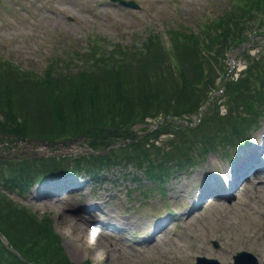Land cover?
<instances>
[{
    "label": "rangeland",
    "instance_id": "1",
    "mask_svg": "<svg viewBox=\"0 0 264 264\" xmlns=\"http://www.w3.org/2000/svg\"><path fill=\"white\" fill-rule=\"evenodd\" d=\"M136 1L141 5L139 9L122 7L109 0H0V63L8 61L10 66L5 68L0 65V73L8 77L7 74L13 69L17 70L16 78L0 82L5 95L0 100L8 104L15 100L24 112H30L28 105L33 106V111L36 110L34 116L41 119L53 117L56 121L61 113V104L57 102L59 99L51 95V92L47 93V87L40 86L41 83H28L29 75H32L30 71L42 76L45 68L56 60L58 66L63 67V64L69 63V69L77 71L83 67L79 60L80 53L97 43V38L104 40V45L110 43V49L117 43L140 45L151 32H160L166 36L169 29L171 31L182 24L198 32L207 18L221 12L227 0ZM222 31L226 32V28ZM234 31L239 33L238 29ZM254 42L253 47L228 53L225 59L228 74L246 67L244 59L249 49L252 57L264 55V36L257 37ZM217 43L213 40L212 47H216ZM103 59H98L97 63L102 64ZM219 77L218 74L217 81ZM206 80L207 74L200 83L201 92L205 96L210 89L216 88V82L208 85ZM10 83H16L15 90ZM219 98H222L220 94ZM207 108L203 109V113ZM196 109L193 107L186 117L197 119ZM4 113L0 104V117ZM156 120L149 117V124L135 125L133 133L142 135L146 127L156 125ZM4 140L0 143V153L23 151L42 155L56 148L69 154L87 152L86 141L83 140L60 149L57 145L29 147ZM251 142L252 146L258 144L254 148V152H258L264 143V121L253 131ZM163 145L168 146V141ZM237 146L235 144L212 151L193 168L169 178L160 190L143 174L142 181L133 180L130 174L133 168H117L103 180L81 177L83 192L65 191L57 195L58 199L52 203L47 202L50 196L36 197L42 188L40 185L27 196L17 193L10 196L40 220H51L53 230L72 264H195L197 255H207L222 264H228L240 250L253 252L260 263L264 264L262 187L255 189L246 184L240 191L235 190L234 195L217 199L224 202L223 206L215 204L214 200H205L204 208L187 217L190 209L200 202L201 196L195 197V193L203 188L209 172L214 175L215 179L212 180H218L217 175L222 179L227 178L226 171L233 167L239 157L236 154ZM241 153L243 151L239 155ZM13 158L19 160L18 157ZM260 177L264 179V174ZM91 208H99L97 213L93 211V215L101 216L105 210L111 211L118 219L129 221L123 223L116 219H103L116 225L119 228L116 232L112 226L105 228L98 222L101 217L93 221L88 220L89 216L79 219L80 211H91ZM127 216L129 218L124 219ZM166 223L169 224L165 227ZM77 233L83 239L94 240L93 243L82 248L80 240H74ZM154 233L156 238L150 240ZM27 240L23 237L13 241L22 246Z\"/></svg>",
    "mask_w": 264,
    "mask_h": 264
},
{
    "label": "trees",
    "instance_id": "2",
    "mask_svg": "<svg viewBox=\"0 0 264 264\" xmlns=\"http://www.w3.org/2000/svg\"><path fill=\"white\" fill-rule=\"evenodd\" d=\"M239 1L256 5L257 11L264 14V0ZM247 11L240 6L233 11L226 9L199 33L171 30V52L166 50L160 35H153L142 48L115 46L107 57H100H104L102 64L93 63L75 73L55 72V77L43 83L47 87L45 91L59 99L60 118L56 117V121L53 117L41 119L34 116L36 110L33 111V106L28 105L30 112H24L15 100L10 104L0 100L5 111L0 119V136L8 137L20 130L23 136L51 141H69L81 136L94 151L108 149L104 155L92 153L89 159L95 157L93 161L99 163L91 170L98 172L127 162L147 166L146 161H150L147 167L152 176H169V164L177 168L192 164L195 150L199 151L202 145L207 150L216 144L217 139L228 140L235 131L240 136L242 129L250 126L251 119L259 116L255 106L264 100V55L252 57L247 52L248 68L243 77L227 86L224 103L228 108L224 114L219 105H214L207 109L202 122L195 127L176 120L183 119L193 107H197V111L205 103L201 79L207 74L208 85L215 84L218 68H224L228 47L249 40L243 25L244 22L247 24L244 19ZM225 28L226 32H223ZM213 40L218 42L216 47H212ZM95 53H90L89 59H93ZM253 75L260 82V89L250 84ZM28 83L40 84L34 80H28ZM10 86L13 90L17 87L16 83ZM205 97L207 100L208 93ZM0 98H5L1 86ZM148 117L157 120L163 117V120L154 130L146 127L143 136L135 135L134 126L147 123ZM161 133L174 135L168 149L155 145ZM164 156L167 160L158 162ZM62 161L64 167H68L71 159L66 157ZM34 163L30 164L32 175L38 178L44 171L38 160ZM85 168L91 172L87 165ZM7 169L0 167V177L7 175ZM3 190L0 188V230L10 243L34 264H72L51 220L38 219ZM23 237L28 239L25 245L13 241ZM0 264L28 263L9 252L0 241Z\"/></svg>",
    "mask_w": 264,
    "mask_h": 264
},
{
    "label": "bare ground",
    "instance_id": "3",
    "mask_svg": "<svg viewBox=\"0 0 264 264\" xmlns=\"http://www.w3.org/2000/svg\"><path fill=\"white\" fill-rule=\"evenodd\" d=\"M255 146V145H254ZM263 155V152H258L256 155H248L251 156L250 159H246L243 163H237L231 170V176L232 178H230V181L227 182V184H230L231 180L234 178L233 176L235 175L236 171L239 173V176L241 177V185L242 183L244 184H249L251 187L255 188V189H259V187H262V190L264 191V182L263 180H260V175L256 176V172L252 171V168L254 167L256 161H258L259 156ZM258 173V172H257ZM210 176H212L211 172H209ZM53 188V187H50ZM208 187L203 188L200 192L203 195L205 191H207ZM55 198L57 197H51L49 199H47L48 203H52L55 201ZM215 204H219L221 206L224 205V202L220 201V200H214ZM81 206V204L79 205ZM102 214L108 218H114V216L110 213H106V212H102ZM86 216L83 214H80V218L79 219H85ZM129 218L124 217V219ZM127 221L129 220H122L123 223H128ZM133 223V222H132ZM74 240H80V246L82 248L88 247L90 246L89 243H93L94 240L91 239H83L81 238L80 234L77 233V238H74Z\"/></svg>",
    "mask_w": 264,
    "mask_h": 264
},
{
    "label": "water",
    "instance_id": "4",
    "mask_svg": "<svg viewBox=\"0 0 264 264\" xmlns=\"http://www.w3.org/2000/svg\"><path fill=\"white\" fill-rule=\"evenodd\" d=\"M124 3H128V4H130V5L137 6L134 2H125V1H124ZM0 235L2 236L1 233H0ZM2 237H3V236H2ZM3 240L5 241V238H4V237H3ZM244 257H246V258H245V259H242V258H244ZM247 258H248V259L255 260L254 257H253L251 254H249V253H244V254H241L240 256L237 257V262H236V264H240L242 260H243V264H248L249 261H248ZM198 260H199L198 264H219V263H217L215 260H211V259L199 258ZM255 263H256V262H255ZM256 264H257V263H256Z\"/></svg>",
    "mask_w": 264,
    "mask_h": 264
}]
</instances>
